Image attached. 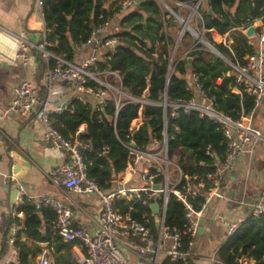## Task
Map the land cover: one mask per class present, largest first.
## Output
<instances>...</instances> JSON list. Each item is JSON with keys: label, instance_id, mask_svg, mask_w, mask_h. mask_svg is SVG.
Masks as SVG:
<instances>
[{"label": "trees", "instance_id": "1", "mask_svg": "<svg viewBox=\"0 0 264 264\" xmlns=\"http://www.w3.org/2000/svg\"><path fill=\"white\" fill-rule=\"evenodd\" d=\"M170 1L173 9L178 11L177 2L187 3L191 0ZM112 5L105 6L104 0H44L42 15L47 50L73 59L76 46L87 39L91 30L108 22L114 26L108 34L118 38L115 52L110 54L104 49L92 69L96 72L117 71L123 90L134 98L160 102L166 95L167 102L189 100L194 96V90L189 86L194 75L206 97L212 98L216 110L235 120L252 113L254 104L251 97L234 91V71L227 61L207 50L188 31L176 43L171 28L178 27V23L157 0H142L120 14L117 13L121 4L116 2ZM207 5V9L199 7L206 39L225 59L233 63L241 62L253 49L237 28L257 19L264 23V0H209ZM213 32L218 35L233 32L235 35L230 48L221 42H214ZM173 47L177 55L171 60ZM52 63L53 60L50 65ZM228 71L230 75H227ZM110 80L118 84L112 77ZM140 109L142 123L130 129ZM52 124L64 138L72 139L77 135L84 141L86 146L80 149V153L87 176L99 188L110 190L115 185L116 177L127 167L130 155L125 145L130 140L140 148L149 145L152 137L162 140L163 109L142 105L125 97L121 99L118 111L112 96L107 99L103 110L96 109L95 100L89 99L86 103L73 100L61 113L52 115ZM82 124L86 125V129L79 131ZM166 132L168 154L175 158L183 176L214 169L212 159L205 154L208 145L219 158L224 152L225 141L219 124L201 117L196 111L181 112L172 118L167 110ZM184 182L183 177L177 187L180 188ZM210 186L211 183L206 180L205 187ZM192 203L199 209L205 203V196H197ZM116 207L122 214L128 212L131 218L149 227L152 233H157L148 204L121 200L116 202ZM19 210L23 212L24 219H16L19 226L15 242L19 249L18 264H30V258L41 252L38 247H28L21 240L22 235L41 241L52 237L54 264H77L70 254L72 242L63 241L57 232L45 237L40 234V214L47 219L53 217L49 208H36L35 204L22 197ZM184 223V206L176 196L170 194L164 225L182 230ZM47 229L46 232H50ZM183 241L187 243L188 237L183 236ZM240 256L253 260L254 264H264V214L248 217L232 236L226 238L214 253V264H235Z\"/></svg>", "mask_w": 264, "mask_h": 264}, {"label": "built area", "instance_id": "2", "mask_svg": "<svg viewBox=\"0 0 264 264\" xmlns=\"http://www.w3.org/2000/svg\"><path fill=\"white\" fill-rule=\"evenodd\" d=\"M43 2L44 0H35L41 13L43 12ZM201 3L202 0H191L187 3L177 2L176 4L179 6L192 5L190 14L185 20L189 22L191 18L198 16L202 26V13L199 10ZM134 4L135 0H125L117 14L124 12ZM168 12L180 22L184 20L173 10ZM107 25L108 22L93 28L87 39L76 46L75 52L82 49L90 50L81 61L68 59L65 55H55L47 50L45 31L41 41L34 44H29L21 37L16 53L18 61L25 66L29 60V51L34 49L40 58L47 63L45 71L46 92L44 97L39 98L38 87L27 73L25 78L14 87V94L6 112L13 111L21 117L35 113L36 118L44 128L42 139L49 143L53 149L67 152L70 155L68 163L56 164L46 173L49 184L72 193L95 194L100 201L101 209L97 229L91 231L83 226L75 225L73 212L64 202L46 194L38 197L41 203L52 208L54 212L52 224L58 236L63 241L75 242L82 246L83 253L77 258L78 264H130L128 256L121 247L122 244H125L123 239L130 241L125 247L139 258V264H188L192 255L191 249L194 239L198 234L199 220L204 215L207 203L212 198L225 197L223 184L228 172L233 168L235 160L242 154L250 152L255 145L264 144V134L253 125V113L264 108V54L261 51L264 46V23L261 19H257L245 27L237 28L247 38L253 52L247 54L241 62L233 63L226 60L235 72L234 91L251 97L254 104L252 113L236 120L213 107L212 98L206 97L194 75L191 77L189 86L195 87L198 94L194 93V96L189 100L178 99L167 102L166 98L163 97L160 102H150L145 98H134L125 92L117 71H94L92 68L99 59L100 53L107 49L110 54H113L117 45L118 38L116 36L104 33L106 32L104 28ZM250 26L254 27L253 33L246 35ZM197 35L199 34H195V36ZM179 39L181 38L179 37ZM222 43L230 48V42L223 41ZM51 60L53 63L50 65ZM227 75H230V71L227 72ZM110 77L118 84L115 85ZM57 81L70 82L75 94L56 103L57 95L61 92L59 88L54 86ZM92 83L96 86H93ZM110 96L115 100L117 111L121 106L123 97L142 105H153L163 109L162 140L152 137L150 144L145 148L138 147L133 140L125 145L130 155L126 168H129L133 174L137 173L140 176L145 182L142 186H126L128 184L121 183L110 190L99 188L97 183L86 174V166L80 153V149L86 146L84 141L77 135L72 139L64 138L52 124V115L61 113L71 105L73 100L86 103L92 99L96 101V109L103 110ZM167 110H169L172 118H176L181 112L196 111L201 117H207L219 124L225 141L222 157L219 158L211 150L210 145L205 149V154L212 159L213 170L183 176L179 166L175 165L177 175L171 176L170 167L174 164L167 148ZM138 115H140V121L133 125L131 122L130 129L137 128L142 123L141 109ZM138 166L141 167L137 171L136 167ZM172 177L174 178L172 179ZM183 177L185 182L179 188L177 186ZM206 180L211 183L209 188L205 187ZM156 185L159 187L156 188ZM18 194L17 200H20L26 193L20 187ZM170 194L176 196L184 206L185 223L182 230L164 225L165 211ZM201 194L205 196V203L196 209L192 199ZM121 200H135L149 206L156 201L159 206L157 233H152L149 227L131 218L128 212L122 214L116 207V202ZM14 208H16V203ZM237 208L242 209V212L227 224L225 240L232 236L248 217L264 214V189L258 192L254 200L248 201L245 198L237 200L232 209L236 210ZM131 209L130 206L129 210ZM152 215L154 216L153 213ZM18 230V224L13 221L10 226L8 243L12 247L14 259L7 264H18L19 262V249L15 243ZM183 236L188 237L187 243H184ZM159 254L164 256V260L159 259ZM38 261V264H51L45 251L41 252ZM212 261L216 262L213 257ZM235 264H254V261L240 256Z\"/></svg>", "mask_w": 264, "mask_h": 264}, {"label": "crops", "instance_id": "3", "mask_svg": "<svg viewBox=\"0 0 264 264\" xmlns=\"http://www.w3.org/2000/svg\"><path fill=\"white\" fill-rule=\"evenodd\" d=\"M105 2L106 0L104 5ZM116 2L118 0L111 1L112 7ZM205 8L207 9L208 5ZM113 28L112 24H108L104 28L106 31L104 33H110ZM44 30L43 15L37 8L35 0H0V264H7L14 259L8 237L11 223L13 221L17 223L16 219L19 221L24 219L23 212L19 210L22 197L27 200L30 197L28 201L35 204L36 208L44 206L53 212L52 208L38 200L40 195H50L71 208L75 225L91 231L97 229L101 209L100 201L95 194L72 193L48 183L46 173L56 164L68 163L70 155L53 149L42 139L44 128L35 113L21 117L13 111L6 112L14 94V87L25 78L27 73L38 87L39 98L45 95L47 63L34 49L29 51V60L25 66L16 57L21 37L29 44H34L41 41ZM89 51L82 49L74 52L73 60L81 61ZM261 51L264 54V46ZM54 86L61 90L57 95L56 103L75 94L70 82L57 81ZM192 88L196 94L197 89ZM256 116L259 123L255 127L264 134V108L256 110L253 119ZM85 129V124L79 127V131ZM140 167H136V170L138 171ZM114 182L113 188L121 183L130 186L144 184L140 176L137 173L133 174L129 168L117 176ZM15 183L17 186L13 189L12 184ZM20 187L26 194L17 200ZM262 189H264V144L259 143L250 152L242 154L235 160L223 184L225 197L212 198L207 203L202 217L204 231L197 234L194 239L190 264L215 263L212 257L214 258V252L225 240L227 224L242 212L239 208L233 210V204L240 198L254 200ZM235 197L236 200L233 202ZM15 203L16 208H14ZM40 216L42 218L40 234L44 237L47 234L54 235L56 232L52 224L54 212L50 219L43 218L41 214ZM47 228L50 232H46ZM21 240L28 247H38L41 252L45 251L51 264H54L52 237H46L41 241L22 235ZM123 241L125 244L121 247L128 256L130 264H139V258L125 247L130 241L127 239ZM72 243L70 254L77 262V258L83 253V248L78 243ZM41 252L30 258V264H38ZM159 259L164 260V256L159 254Z\"/></svg>", "mask_w": 264, "mask_h": 264}, {"label": "rangeland", "instance_id": "4", "mask_svg": "<svg viewBox=\"0 0 264 264\" xmlns=\"http://www.w3.org/2000/svg\"><path fill=\"white\" fill-rule=\"evenodd\" d=\"M111 1L112 0H106L105 5L110 6L111 5ZM124 1L125 0H118L117 3L118 4H122ZM157 2L161 5V7H162L163 10H166V11L167 10L168 11L169 10H173L177 15L181 16V18L184 19V20L187 19L188 15L190 14L191 6H192V5H185V6L184 5H182V6H179L178 5L179 6V10L176 11V10L173 9V6L174 5H173L172 1H170V0H157ZM206 6H207V0H202L201 8H205ZM175 21L178 23V27H174V28L172 27L171 28V32L173 33V35H174V37L176 39V43H179V41H180L179 37H180V32H181L182 24H181L180 20L177 19V18L175 19ZM188 25H189V27H187L183 31V33L185 31H188L190 33V35L193 37V39L196 38L195 34H199V35H201V37H202L203 40L208 41L206 39L205 32L202 29V26L200 24V20H199V17L198 16L191 18L189 20V22H188ZM238 31L242 33L241 30H238ZM183 33H182V35H183ZM182 35H181V37H182ZM234 35L235 34L233 32H228L224 36L223 35L222 36H218L215 32L212 33L214 42H217V43H220L221 42L222 43L223 41H225L226 43L227 42H230V45L233 43ZM203 46L208 50V48L205 45H203ZM176 55H177V51L173 47L172 50H171V52H170V59L173 60L174 57H176ZM139 121H140V115H138V117L135 120L132 121V125L133 124H136V123L138 124ZM258 123H259L258 116H256L253 119V125L254 126H256V125L258 126ZM170 157H171V160H172V162L174 164V165H172L170 167L171 176H176L177 175V172H176V169H175L176 168L175 165H177V164H176L175 158L173 156H171V155H170ZM173 178L174 177H172V179ZM144 184H145V182H144ZM126 186H129V185H126ZM235 200H236V197L233 198V202H235Z\"/></svg>", "mask_w": 264, "mask_h": 264}, {"label": "water", "instance_id": "5", "mask_svg": "<svg viewBox=\"0 0 264 264\" xmlns=\"http://www.w3.org/2000/svg\"><path fill=\"white\" fill-rule=\"evenodd\" d=\"M142 0H135V4H139ZM208 11L210 12L211 9L209 8ZM182 28H181V32H180V37L183 33V31L186 29V27L188 26V22L187 20H183L182 22ZM254 27L250 26V28L248 29L246 35H251L253 33ZM198 42L202 43L203 45H205L208 50L210 52H212L213 54H215L216 56L222 58L223 60H227L225 59V57L215 48L214 45H212L211 43H209L208 41H205L202 39L201 35H197L195 38ZM188 60H190V58H188ZM189 67V66H187ZM166 98V95L164 96ZM17 183L12 184V188L16 189ZM156 188H158L159 186L156 185ZM151 207V211L154 214V221H155V227L156 229L159 227V217H158V210H159V206L158 203L156 201L152 202L150 204ZM204 231V224H203V220L202 218L199 220V226H198V234L202 233Z\"/></svg>", "mask_w": 264, "mask_h": 264}]
</instances>
